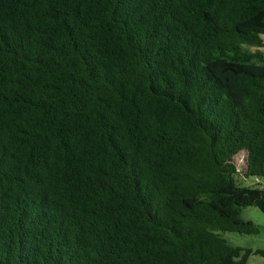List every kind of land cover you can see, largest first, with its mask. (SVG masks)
I'll return each instance as SVG.
<instances>
[{"label": "trees", "instance_id": "16d2710c", "mask_svg": "<svg viewBox=\"0 0 264 264\" xmlns=\"http://www.w3.org/2000/svg\"><path fill=\"white\" fill-rule=\"evenodd\" d=\"M262 48L264 0H0V264L264 257L222 236L260 233Z\"/></svg>", "mask_w": 264, "mask_h": 264}, {"label": "rangeland", "instance_id": "374dc122", "mask_svg": "<svg viewBox=\"0 0 264 264\" xmlns=\"http://www.w3.org/2000/svg\"><path fill=\"white\" fill-rule=\"evenodd\" d=\"M255 51V48H249ZM264 53V48L261 49ZM247 161V153L240 152L235 157V162L238 167V174L236 180L238 185L264 189V178L246 177L245 167ZM243 217L246 220L252 221L260 228L259 234L243 235L235 232H224L222 236L235 247H242L253 250H264V213L256 207H248L243 211ZM247 264H264V257L260 255H251Z\"/></svg>", "mask_w": 264, "mask_h": 264}]
</instances>
